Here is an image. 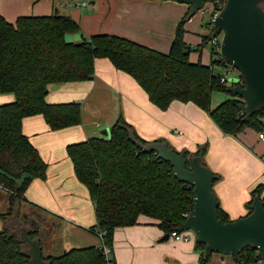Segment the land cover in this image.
<instances>
[{"label": "trees", "instance_id": "16d2710c", "mask_svg": "<svg viewBox=\"0 0 264 264\" xmlns=\"http://www.w3.org/2000/svg\"><path fill=\"white\" fill-rule=\"evenodd\" d=\"M214 4L219 9L224 5L219 1ZM188 13L179 22L168 53L116 34L86 36L70 16L30 15L9 22L0 14V92L15 96L13 101L0 104V189L10 193L7 211L0 212V219L8 222L0 232V264L31 263L17 226L8 225L9 218L26 201L25 193L32 181L47 174L48 165L24 133L23 120L41 114L53 130L81 124V103L53 104L46 97L54 85L92 80L97 58H108L118 70L131 75L162 110L175 100L193 102L208 112L225 134L236 135L248 127L264 132V110L245 120L238 107L241 98L220 82L221 75H215V66H227L220 51H212L211 65L190 60L193 47L184 38ZM212 31L205 40L212 38ZM67 33H81L82 39L68 43ZM215 89L226 90L234 97L212 109ZM131 130L138 139L149 142L119 115L111 126L110 137H90L67 146L74 172L95 203L96 224L88 230L98 237L103 233L102 242L112 248L118 227L137 225L147 217L172 233L178 231L194 205L193 186L179 181L170 162L159 159L155 151L137 146L130 139ZM184 152L190 158L201 155L207 165L206 144L194 153ZM256 195L264 201V184L252 191L248 214ZM23 213L20 215L29 223L32 237H39L40 227L30 223ZM218 214L224 222L231 221L221 206ZM197 248L201 250L200 264H208L205 244L197 242ZM257 252L245 248L237 264H255ZM45 259L49 264L105 263L99 246L76 247Z\"/></svg>", "mask_w": 264, "mask_h": 264}, {"label": "crops", "instance_id": "0c3cea01", "mask_svg": "<svg viewBox=\"0 0 264 264\" xmlns=\"http://www.w3.org/2000/svg\"><path fill=\"white\" fill-rule=\"evenodd\" d=\"M189 9L190 5L177 0H0V14L9 22L20 16L61 14L74 18L86 36L116 34L164 53L170 51L177 26ZM193 17L185 24V41L192 47L203 42L204 47L209 39L197 34L201 18ZM206 28L210 29L208 23ZM202 47L200 62L208 54ZM95 66L92 80L62 83L58 88L51 87L47 95L49 103L91 98L94 102L88 104L90 115L79 126L53 130L41 114L23 120L24 133L48 164L46 177L35 178L26 190V202L44 209L50 226L63 219L67 222V242L74 248L86 245V228L96 224L95 203L82 182L85 189L80 194L74 190L80 181L67 146L80 138L104 137L102 131L111 128L119 115L149 142L163 139L173 149L190 153L208 145L204 159L220 175L213 186L220 206L230 219L248 214L252 191L264 184V141L258 130L248 127L236 135L225 134L210 114L193 102L175 100L162 110L131 75L118 70L108 58H97ZM13 100L14 95L0 92V104ZM95 102L101 103L104 113L93 106ZM87 127L91 128L90 134ZM0 191V212H5L10 193ZM156 223L142 217L137 225L118 227L113 244L115 263L198 264L199 253L191 238L177 241L170 233L168 240L161 241L168 232ZM221 259L226 256L221 255ZM210 264L218 263L213 259Z\"/></svg>", "mask_w": 264, "mask_h": 264}, {"label": "water", "instance_id": "95a60500", "mask_svg": "<svg viewBox=\"0 0 264 264\" xmlns=\"http://www.w3.org/2000/svg\"><path fill=\"white\" fill-rule=\"evenodd\" d=\"M190 5L188 18H192L207 2H223L220 14L212 25V37L223 33L221 57L229 65L239 70L240 76L230 78L228 88L234 96H239V109L248 120L255 113L264 110V0H177ZM82 39L81 33L65 34L68 43ZM60 84L52 86L58 88ZM105 137L111 136V128L102 131ZM130 139L145 151H155L159 159H164L173 167L174 176L181 182L193 186L194 205L187 219L178 231L191 230L198 243L205 244L204 253L211 256L219 253L222 257L233 256L240 261L241 252L251 247L264 258V201L256 195L251 205L252 212L236 220L224 222L218 214L220 201L213 186L218 175L203 164L202 156L188 157L185 152L175 151L166 142L144 143L134 131ZM191 161V165L188 162ZM32 224L40 227L39 237L30 235L31 229L20 227L19 239L25 243V252L30 256V264H49L43 255L41 244L42 226L35 216L23 213ZM1 232V230H0ZM166 233L161 241L168 240Z\"/></svg>", "mask_w": 264, "mask_h": 264}, {"label": "rangeland", "instance_id": "374dc122", "mask_svg": "<svg viewBox=\"0 0 264 264\" xmlns=\"http://www.w3.org/2000/svg\"><path fill=\"white\" fill-rule=\"evenodd\" d=\"M194 16L198 17V18L199 17L201 18V22L197 23V25L199 27L201 26V28L199 29V32L197 34L203 35L205 37L209 36L211 34V27H210V29L206 28V24L210 23V19H211L210 13H206L205 11H203V9H201ZM222 37H223V33H221L218 36V39L220 41H222ZM200 39H202V38H200ZM202 44H203V42L201 44H199V45H198V43L197 44L196 43L193 44V50L191 52V54H192L191 56L192 57L190 59L192 62H196V63L200 62V57H199L200 49H199V47H202ZM203 49L206 50V52L208 54H205V57L202 59L201 62L203 64H205V65H211L212 51L215 50L214 46L212 45V43L210 41H208V43L205 44L204 47H202V50ZM223 72H224V67H221V66H215L214 67V73H215L216 76L222 75ZM238 76H240L239 70L238 69H234V70L232 69L228 73V76H227L228 81L225 84L226 88H229V87L232 86V83L229 81V79L233 78V77L236 78ZM85 81H88V80H85ZM3 94L14 95L12 93H3ZM233 97L234 96L230 95L226 90L215 89L212 92V96H211V108L213 109V108L217 107L221 102H223V101H225L227 99H231ZM14 98H15V96H14ZM46 99H47V97H46ZM47 101H49V100L47 99ZM68 102H79V103H81V107H82V121H83V119L85 121L86 118H88V116L90 115V112L88 111V104L89 103H93L94 101L90 98L88 101L83 99V100H80V101L71 100V101H60V102H57V103H68ZM57 103H53V104H57ZM93 106L97 107L101 112L104 113V109H103L101 103L95 102L93 104ZM91 113L97 114L96 111H91ZM77 126H79V125H74V126H70V127H77ZM87 126L91 127V125H87ZM90 127H87V129H88V131H87L88 133L87 134H90V132H91V128ZM86 139L80 138V141H84ZM207 148H208V145H207ZM47 170H48V167H47ZM75 176H76V174H75ZM76 178H77V176H76ZM79 185H80L79 187L74 189V190H76L77 194H80V192L85 189V186L81 182L79 183ZM1 192L2 191H0V193ZM76 192L74 191L75 194H76ZM26 201H28V200H26ZM26 201L24 203H22L20 205V207H16V211H14V213L9 218L10 225L17 226L16 223L18 221V223H20L19 224L20 227L27 226V227L30 228L29 223L26 220H24L23 217L20 214L22 212H26V213H28L30 215H35V217L41 223V226H42V238H43L42 242H43V245H44V254L45 255H55V256L56 255H61L63 253L68 252L70 249L74 248L70 243L67 242L68 241L67 239L69 237L68 233H67V229H66L67 222H64V220L62 219L57 225L50 226V224H48V219L46 217L47 214L45 213L44 209L40 208V206L36 205L35 203H34L35 207H33L32 205L28 204ZM18 213H19V215H18ZM231 220H236V219H231ZM0 222H1V227L2 228L5 227L7 225V223H8L5 219H0ZM17 228H18V226H17ZM88 228H86L87 231L85 230L87 232V235H88L87 236L88 240L86 241L87 243H85L86 245H84L82 247H89V246H95V245L98 246L101 243L100 238L96 234L91 233L88 230ZM18 234H20V229H18ZM183 234H187L191 238V243H193L194 249L197 250L198 253H199L198 264H200L201 250L197 248V239H196L195 233L193 231H191V230H187V231H183ZM213 259L215 260V262L217 261L218 264H233L234 263L233 257L231 255H227L226 259L223 260V259H221V254L213 253L210 256L208 264H210ZM154 263L155 262H152L151 264H154Z\"/></svg>", "mask_w": 264, "mask_h": 264}, {"label": "built area", "instance_id": "2783aa9c", "mask_svg": "<svg viewBox=\"0 0 264 264\" xmlns=\"http://www.w3.org/2000/svg\"><path fill=\"white\" fill-rule=\"evenodd\" d=\"M202 9L206 13H210L211 19H210L209 27L212 28V25H213L214 21L216 20V18L218 17V15L220 14L221 9L217 8L215 6L214 2H207ZM218 36L212 37L209 41L212 43V45L214 46V49L216 51H221V41L218 39ZM232 69L234 70L236 68L233 67L232 65H229V64H227V66H224V72L220 76V82L222 84H226L227 83V81H228V78H227L228 73ZM233 78H235V77H233ZM229 81H230V79H229ZM259 138L262 141H264V132H262V131L259 132ZM171 235L177 241H188L190 239V237L187 234H183V232H180V231L178 232L177 230L173 231L171 233ZM102 236H103V233H100L99 238L101 240V243H100L99 247H100V250L102 251V253H103L104 257H105V263L104 264H116L114 256H113V248L111 246H108V245H106V244H104L102 242ZM255 264H264V258L262 257V255H261V253L259 251L257 252V261H256Z\"/></svg>", "mask_w": 264, "mask_h": 264}, {"label": "flooded vegetation", "instance_id": "af4514ba", "mask_svg": "<svg viewBox=\"0 0 264 264\" xmlns=\"http://www.w3.org/2000/svg\"><path fill=\"white\" fill-rule=\"evenodd\" d=\"M16 224H17V226H18V229H20V226H19L20 223H18V221H17ZM30 229H31V228H30ZM31 233H32V231L30 232V235L32 236ZM34 238H36V237L34 236ZM41 244L43 245V242H42V241H41ZM43 255H44V258L47 257V256H49V255H45V254H44V245H43Z\"/></svg>", "mask_w": 264, "mask_h": 264}]
</instances>
